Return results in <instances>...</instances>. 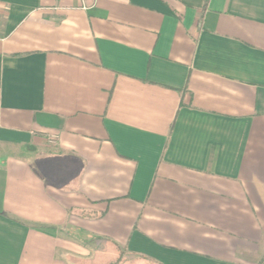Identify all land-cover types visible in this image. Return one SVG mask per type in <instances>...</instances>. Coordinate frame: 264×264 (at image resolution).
<instances>
[{
	"label": "crops",
	"instance_id": "obj_1",
	"mask_svg": "<svg viewBox=\"0 0 264 264\" xmlns=\"http://www.w3.org/2000/svg\"><path fill=\"white\" fill-rule=\"evenodd\" d=\"M80 5L0 0V264H264V0Z\"/></svg>",
	"mask_w": 264,
	"mask_h": 264
},
{
	"label": "built area",
	"instance_id": "obj_2",
	"mask_svg": "<svg viewBox=\"0 0 264 264\" xmlns=\"http://www.w3.org/2000/svg\"><path fill=\"white\" fill-rule=\"evenodd\" d=\"M79 1L81 4L80 7L85 10V9L92 7L96 3L97 0H91V3H88L87 0H79Z\"/></svg>",
	"mask_w": 264,
	"mask_h": 264
},
{
	"label": "trees",
	"instance_id": "obj_3",
	"mask_svg": "<svg viewBox=\"0 0 264 264\" xmlns=\"http://www.w3.org/2000/svg\"><path fill=\"white\" fill-rule=\"evenodd\" d=\"M207 1V0H206ZM117 262H115V263H112V264H116Z\"/></svg>",
	"mask_w": 264,
	"mask_h": 264
}]
</instances>
